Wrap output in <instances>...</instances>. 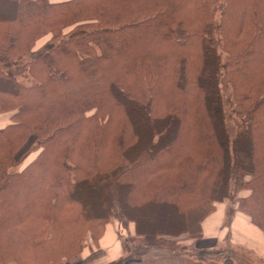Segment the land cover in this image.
<instances>
[{"label": "trees", "instance_id": "1", "mask_svg": "<svg viewBox=\"0 0 264 264\" xmlns=\"http://www.w3.org/2000/svg\"><path fill=\"white\" fill-rule=\"evenodd\" d=\"M0 113V264H254L198 242L264 232V0H0Z\"/></svg>", "mask_w": 264, "mask_h": 264}, {"label": "crops", "instance_id": "2", "mask_svg": "<svg viewBox=\"0 0 264 264\" xmlns=\"http://www.w3.org/2000/svg\"><path fill=\"white\" fill-rule=\"evenodd\" d=\"M10 122V114H0V128ZM228 205L226 202L217 203L215 211L210 214L203 223L204 236L198 242L200 248L214 249L221 242L228 240L232 246L242 248L253 259L254 264H264V232L255 226L250 218L239 210H236L231 223L225 224ZM102 248L101 260L98 264H104L117 259L122 255L119 238L114 228L108 227L99 240ZM220 264H236L232 258H227Z\"/></svg>", "mask_w": 264, "mask_h": 264}, {"label": "rangeland", "instance_id": "3", "mask_svg": "<svg viewBox=\"0 0 264 264\" xmlns=\"http://www.w3.org/2000/svg\"><path fill=\"white\" fill-rule=\"evenodd\" d=\"M238 15V14H237ZM49 39V36L43 38L41 41L38 42V48L41 47L47 40ZM228 106V104H227ZM226 106V107H227ZM228 109V108H227ZM1 114V113H0ZM229 124H230V120L228 121ZM35 157V153H32L30 154L26 160H25V163H27L28 161H30L31 159H33ZM108 227H112L114 228L115 232L117 233L118 231V228L120 227L119 223L117 220H112L111 222H109L107 224ZM119 226V227H118ZM118 235V233H117ZM118 238H119V235H118ZM182 243H190V239L188 240L187 238H183ZM96 249V244L94 243V241L92 239H89L88 242H87V247L86 249L84 250V252L82 254H80L79 256L73 258V259H70V260H66L64 263H61V264H79L81 261H83V259L87 256L88 253H91V251L95 250ZM238 254L240 256H243L245 258H249L250 256L248 255V253L246 252H241L238 250ZM101 260H93L91 261L89 264H98L100 263ZM159 262L161 264H178L179 263V260H176V259H173V257H168V255H165V258H160ZM8 264H17L15 262H9Z\"/></svg>", "mask_w": 264, "mask_h": 264}]
</instances>
